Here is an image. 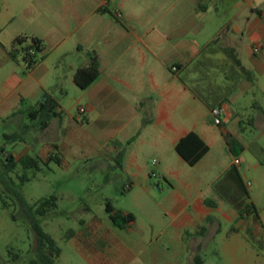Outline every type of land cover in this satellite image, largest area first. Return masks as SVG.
<instances>
[{"label":"crops","instance_id":"obj_1","mask_svg":"<svg viewBox=\"0 0 264 264\" xmlns=\"http://www.w3.org/2000/svg\"><path fill=\"white\" fill-rule=\"evenodd\" d=\"M2 2L0 33L11 45L19 36L39 38L45 56L26 71L21 56L9 55L17 66L0 85V112L9 115L21 105L37 110L51 96L55 115L33 137L42 141L37 155L61 164L103 156L105 170L114 160L128 175L123 189L162 223L154 234L129 209L116 207L134 215L126 227L87 209L68 236L76 260L62 249L58 264H194L196 257L206 264L210 246L244 264L248 228L256 238H264V229L253 217L242 219L214 184L234 160L226 135L247 147L237 127L242 97L255 85L264 93V0ZM222 47L235 48L248 71ZM88 51L99 55L100 75L81 89L74 73L88 64ZM210 105L224 109L221 125ZM191 132L209 147L195 165L177 151ZM30 150L12 149L16 158ZM252 200L264 224V203Z\"/></svg>","mask_w":264,"mask_h":264},{"label":"rangeland","instance_id":"obj_2","mask_svg":"<svg viewBox=\"0 0 264 264\" xmlns=\"http://www.w3.org/2000/svg\"><path fill=\"white\" fill-rule=\"evenodd\" d=\"M4 16L5 9L0 0V21ZM5 34L0 33V85L9 72L15 71L12 66H17L9 58L12 45ZM240 103L237 127L247 147L240 154L243 164L239 169L251 198H255L258 203H264V93L255 85L242 97ZM32 111L33 109L27 110L25 105H21L20 108L12 109L9 115L0 112V148L21 150L29 145L30 153L37 156L42 141L36 142L33 137L41 132V120L40 117L33 119L30 115ZM27 125L33 127L26 130ZM22 131L26 143L12 142V139L5 136ZM43 158L48 160L49 156ZM68 160L67 164H61L54 158L39 170H26L30 177L26 182L19 178L24 172L19 165L12 173L11 191L0 180V190L4 192V198H0V264H29L30 259L35 256L36 233L30 215L19 197L20 194L31 204L52 194L58 197L57 208L39 219L44 229L66 250L72 261L77 257L68 243V236L81 227L80 220L88 213L87 209L106 214L110 201L115 207L131 210L148 232L155 234L162 226L160 219L154 222L149 218L147 210L137 204L136 197L130 194L131 191L123 189L128 175L115 166L114 160L110 161L114 167L106 170L100 166L104 163L103 156L89 160L70 157ZM2 168L3 153L0 151V169ZM109 196L111 198H108ZM4 200L8 206H4ZM153 208H156L155 205ZM252 240L249 237L250 245L241 253L244 264H264V250L256 240ZM206 254L207 258L205 254L201 255L208 260L206 264H236L231 255H215L212 246ZM194 264L198 262L195 260Z\"/></svg>","mask_w":264,"mask_h":264},{"label":"trees","instance_id":"obj_3","mask_svg":"<svg viewBox=\"0 0 264 264\" xmlns=\"http://www.w3.org/2000/svg\"><path fill=\"white\" fill-rule=\"evenodd\" d=\"M222 51L232 60V62L240 66L244 71H248L243 66L241 59L238 56L237 51L233 47H222ZM9 54L12 59L18 60L21 56V60L25 63L26 71L32 70L41 60H43L44 45L42 40L37 37L19 36L17 37L9 50ZM89 61L88 64L78 67L74 73V80L76 84L85 89L89 87L100 75V57L96 51L87 52ZM55 100L51 96H47L42 107L33 110L30 115L33 119L40 116L41 128H46L49 125L50 120L55 115ZM211 109L214 108L210 105ZM33 126L27 125L26 130H29ZM7 138L12 139V142L20 141L24 139V131L14 132L13 134L5 135ZM226 140L229 146V151L234 157H238L244 149L242 143L234 137L232 134L226 135ZM209 150L208 145L195 133L191 132L187 136L183 137L177 144V151L180 155L191 165H195ZM3 153V168L0 169V180L10 189V183L13 180L12 173L16 171L19 165L24 169L23 174L19 175V178L26 182L30 179L26 170L28 169H41L42 165L48 164L49 160L55 157H49L45 160L43 157L37 155L32 156L25 154L20 158H16L12 150L0 148ZM214 188L222 199L227 201L240 215L242 219L247 220L253 217L255 221L260 224L264 229V224L259 214V208L252 200L247 184L240 172L239 166L232 163L224 172V174L215 182ZM26 212L30 215L35 233H36V251L35 256L30 259L29 264H58V259L61 255L62 248L58 245L55 238L47 232L42 226L39 217L48 214L58 206V197L52 194L47 197H43L35 203L31 204L27 202L23 195H19ZM0 198H4V192L0 190ZM4 206H8V203L4 200ZM208 204L214 205L211 200L207 201ZM107 213L112 218L113 222L120 226L126 227L132 220L134 215L132 213H125L121 209H117L110 201L106 207ZM211 218H208L209 221ZM207 226L204 224L201 226V231H205ZM233 231L237 228L233 227ZM249 237L256 240L260 247L264 250V238L257 239L253 235V229L248 228ZM254 244V243H253ZM196 262L201 264L200 257H196Z\"/></svg>","mask_w":264,"mask_h":264},{"label":"built area","instance_id":"obj_4","mask_svg":"<svg viewBox=\"0 0 264 264\" xmlns=\"http://www.w3.org/2000/svg\"><path fill=\"white\" fill-rule=\"evenodd\" d=\"M258 49L259 48L257 46L254 47V51H257ZM79 111L81 113H84L86 111V108L85 107H80ZM223 113H224V109L222 107H220V106H216V107L211 109V114L213 116L214 123L216 125H221L222 124ZM152 163L156 164L157 163V159H153ZM233 163L236 164V165H239L240 164V159L238 157H234ZM152 176H157V173L156 172H152ZM157 187L160 188V185L158 184Z\"/></svg>","mask_w":264,"mask_h":264},{"label":"water","instance_id":"obj_5","mask_svg":"<svg viewBox=\"0 0 264 264\" xmlns=\"http://www.w3.org/2000/svg\"><path fill=\"white\" fill-rule=\"evenodd\" d=\"M46 96V95H45Z\"/></svg>","mask_w":264,"mask_h":264}]
</instances>
